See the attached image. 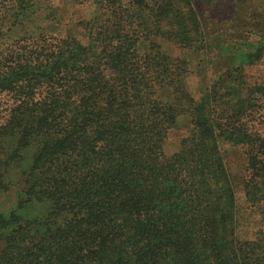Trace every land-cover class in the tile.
Segmentation results:
<instances>
[{
  "label": "trees",
  "instance_id": "trees-1",
  "mask_svg": "<svg viewBox=\"0 0 264 264\" xmlns=\"http://www.w3.org/2000/svg\"><path fill=\"white\" fill-rule=\"evenodd\" d=\"M47 1L0 0V264H264V133L248 124L264 86L227 100L223 71L194 99L188 60L148 41L170 0H92L81 38L62 7L86 0ZM180 27L195 52L201 21ZM225 144L244 151L256 221Z\"/></svg>",
  "mask_w": 264,
  "mask_h": 264
},
{
  "label": "rangeland",
  "instance_id": "rangeland-1",
  "mask_svg": "<svg viewBox=\"0 0 264 264\" xmlns=\"http://www.w3.org/2000/svg\"><path fill=\"white\" fill-rule=\"evenodd\" d=\"M177 6V18L169 16L166 5L162 6V13L156 16L155 25L157 34L161 36H149L148 41L156 43L160 51L171 58L181 56L188 60L187 88L194 99H199L200 90L205 83L222 78L221 72L226 71L221 82L222 93L225 99L235 101L238 96L242 98L245 88L262 84L264 86V0H170ZM3 3V2H2ZM59 3V0H57ZM47 0L42 2L43 10L49 11ZM52 4V2H51ZM13 7H15L13 5ZM46 8V9H45ZM95 4L92 0H86L80 5L64 6L68 20L75 22L88 21L95 16ZM186 14H195L201 21L205 42L196 44L195 52L181 48L180 25L185 20ZM76 19V20H75ZM71 24V23H70ZM68 24L70 33L82 37L83 23L75 27ZM177 32V39L171 40L169 32ZM198 48V49H197ZM200 48V49H199ZM175 63V61H173ZM172 60L169 67H173ZM178 66V65H177ZM219 77V78H218ZM188 116L179 118V128L173 133L174 140L171 147L179 142V137L188 122ZM248 124L253 132L264 133V97L258 101L256 110L248 118ZM226 161L238 183L236 188V203L242 217L256 221L260 214H256L255 208L247 201L241 182L245 172L243 149L223 146ZM240 173V175H239ZM242 176V177H241ZM0 210L6 211L14 202V192L2 193ZM245 224L241 228L244 232Z\"/></svg>",
  "mask_w": 264,
  "mask_h": 264
}]
</instances>
